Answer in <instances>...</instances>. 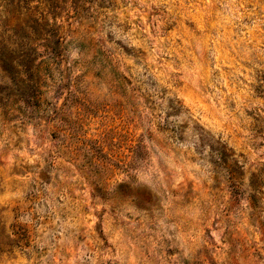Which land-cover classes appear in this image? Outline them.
Segmentation results:
<instances>
[{"label":"rangeland","instance_id":"rangeland-1","mask_svg":"<svg viewBox=\"0 0 264 264\" xmlns=\"http://www.w3.org/2000/svg\"><path fill=\"white\" fill-rule=\"evenodd\" d=\"M0 264H264V0H0Z\"/></svg>","mask_w":264,"mask_h":264}]
</instances>
